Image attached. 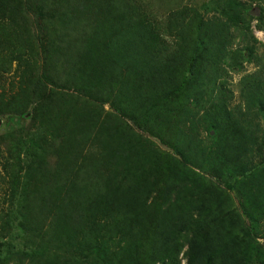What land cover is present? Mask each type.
Wrapping results in <instances>:
<instances>
[{
    "label": "trees",
    "instance_id": "trees-1",
    "mask_svg": "<svg viewBox=\"0 0 264 264\" xmlns=\"http://www.w3.org/2000/svg\"><path fill=\"white\" fill-rule=\"evenodd\" d=\"M210 5L156 22L134 0H0V77L21 76L0 112L44 138L3 159L0 264H264V75L240 78L241 116L228 85L264 10Z\"/></svg>",
    "mask_w": 264,
    "mask_h": 264
},
{
    "label": "rangeland",
    "instance_id": "rangeland-1",
    "mask_svg": "<svg viewBox=\"0 0 264 264\" xmlns=\"http://www.w3.org/2000/svg\"><path fill=\"white\" fill-rule=\"evenodd\" d=\"M134 1L137 4H139L141 7H143L144 10L148 12L150 18L156 22L163 21L165 16L170 11L181 8L184 5H190L196 7L197 9H200L203 12L205 11L206 6H209L208 7L209 9H211L212 7L210 5V0H134ZM240 1L248 6H251L254 9L260 7L264 10V0H240ZM73 12L78 14L79 16L92 15L95 17L97 15L96 13H94V9L91 7L88 8V7L74 6ZM211 15L212 12H209L208 16ZM31 19L32 18H29L28 25L33 28L34 20L31 21ZM251 30H252V36L257 41L255 45L254 55L251 58L250 62L244 64L240 72L231 73V76L228 80L229 88L233 93L229 106L230 109L233 111V113L238 115H240V112L237 113L239 111L238 109H240L241 111L243 110V105L240 97V85H239L240 78L245 74L253 73L255 71H260L264 75V20L261 23L257 21H253L251 23ZM234 34L236 37L235 43H238L240 45L242 44L247 45L248 43L249 44L253 43V40L247 38V36H244L242 34V31L240 30L238 31L236 30ZM34 69H36L35 66ZM20 84H21V76L18 73L11 72L0 77V89H4L7 95H10L15 91L19 90ZM51 88L52 87L49 86V92L53 93L54 95L52 96V99H48V101H50V109L53 112H56L60 104H62L65 101V99L61 97V94L63 95H70V94L67 91L60 92L58 90H54V92H51L50 91ZM31 95H27V97L21 96L24 99H22V101L19 102L18 105L14 103V104H10V106L16 105L15 110L17 106L21 107L22 109H25L26 108L25 103L28 100L29 102L32 99L34 100V96ZM6 111L5 113L0 112V196L3 194L5 188V184H4L5 182H3L4 177L1 166L3 164V159H8L10 162H12L14 169L20 168L17 161H15L14 158H11V153L13 150L12 145L13 143H15L16 139L18 140L23 139V141H25L26 143L25 144L26 146H30L31 144L34 143L41 144V142L44 140V138L41 136L40 133L41 118H39V116L36 117L31 110H27V112L21 116L14 114V111L12 113L9 108H7ZM245 114L247 116V119L250 118L252 119L251 115L253 114L243 113V115ZM50 120L51 119H49L48 121ZM256 120L262 121V118L257 117ZM49 123L50 122H47V124ZM61 123L62 122H60L59 120L55 122V124L58 126ZM258 133H259V139L261 140L263 135V123L261 124L260 132ZM203 136L205 137V134ZM47 140H48L47 143L49 144H43L44 147L46 145L51 144L50 136L47 137ZM257 161H261V158L257 157ZM47 164L51 169L54 168L55 166L54 153L48 155ZM21 165L23 167L25 165V162L23 161ZM182 264H186V260L184 258L182 259Z\"/></svg>",
    "mask_w": 264,
    "mask_h": 264
},
{
    "label": "water",
    "instance_id": "water-1",
    "mask_svg": "<svg viewBox=\"0 0 264 264\" xmlns=\"http://www.w3.org/2000/svg\"><path fill=\"white\" fill-rule=\"evenodd\" d=\"M213 134V133H212Z\"/></svg>",
    "mask_w": 264,
    "mask_h": 264
}]
</instances>
